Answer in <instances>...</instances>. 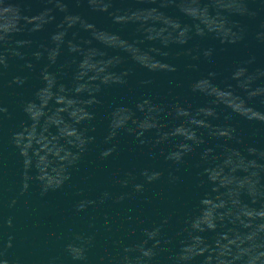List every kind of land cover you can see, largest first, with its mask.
<instances>
[{
  "label": "water",
  "instance_id": "95a60500",
  "mask_svg": "<svg viewBox=\"0 0 264 264\" xmlns=\"http://www.w3.org/2000/svg\"><path fill=\"white\" fill-rule=\"evenodd\" d=\"M0 264H264V0H0Z\"/></svg>",
  "mask_w": 264,
  "mask_h": 264
}]
</instances>
